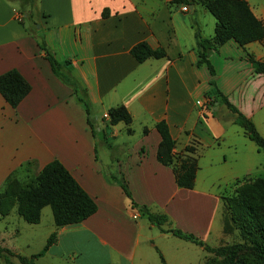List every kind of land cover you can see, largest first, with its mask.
Returning a JSON list of instances; mask_svg holds the SVG:
<instances>
[{
    "label": "crops",
    "instance_id": "obj_1",
    "mask_svg": "<svg viewBox=\"0 0 264 264\" xmlns=\"http://www.w3.org/2000/svg\"><path fill=\"white\" fill-rule=\"evenodd\" d=\"M246 1L264 24V4ZM15 2L0 0V74L17 69L31 90L16 108L0 95V188L25 164L36 174L57 159L97 206L77 224L56 227L52 216L39 249L22 256L40 251L55 232L36 264H202L208 255L203 246L160 231L139 208L166 214L164 227L216 247L226 237L222 187L264 172V152L234 123L226 105L206 101L214 89L208 68L196 64L195 33L212 37L214 17L204 23L201 16L209 11L190 1L36 0L33 17L20 21ZM40 35L83 91L76 93L52 73ZM143 41L163 48L166 56L138 62L130 49ZM247 55L264 61V42L242 47L230 39L208 58L217 89L264 137V76L254 72ZM121 105L131 122L112 124L104 114ZM161 120L175 141L174 152L196 148L191 189L178 187L171 167L156 159L155 124ZM13 211L0 216L7 226ZM17 260L11 257L12 264H21Z\"/></svg>",
    "mask_w": 264,
    "mask_h": 264
},
{
    "label": "trees",
    "instance_id": "obj_2",
    "mask_svg": "<svg viewBox=\"0 0 264 264\" xmlns=\"http://www.w3.org/2000/svg\"><path fill=\"white\" fill-rule=\"evenodd\" d=\"M8 1L19 2L16 16H21L20 21L33 17L32 11L37 7L36 0ZM175 1L179 3L190 1L201 4L214 17L215 26L212 37H203L198 30L195 33L196 64L208 68L211 75L209 83L214 89L205 97L210 99L211 106L215 101L225 104L234 116V123L244 129L258 150L264 152V137L258 132L253 121L231 104L227 97L217 89L216 73L208 58L212 51H216L219 46L230 39L242 47L253 41L264 42L262 20L254 15L246 0ZM39 39L38 45L44 51L52 73L63 83L72 86L76 93L79 90L80 92L83 91L79 88L70 71L65 68L67 63L61 65L46 46L41 35ZM130 53L138 62H143L148 58L166 56L163 48L154 49L144 41L132 46ZM247 59L252 64L254 72L264 76V61L256 60L252 55H247ZM30 90V83L17 69H10L0 74V95L10 107L16 108ZM78 99L84 102L86 111H88V103L81 97ZM108 115L112 124L131 122V116L123 105L109 109ZM155 129L160 136L156 159L161 164L171 167L178 187L193 188L198 168L196 148L193 145H186L180 152H174L175 141L170 134L167 123L161 120L155 124ZM20 168L10 173L0 188L1 217L7 215L10 209L15 207L17 214L24 221L36 224L40 221L41 209L49 206L55 226L62 227L80 223L96 212L95 201L59 160L54 159L48 162L30 181L26 182L16 177ZM240 181H243L242 184L237 186L232 194L221 195L224 205L223 231L226 234L237 231L240 237L238 242L211 247L192 233L184 232L178 228L164 227L168 224L169 219L166 214L151 212L146 206H141L139 209L148 221L158 227L160 231L171 233L178 238L203 246L204 250L211 256H206L202 264H264V178L246 177L231 184L234 185ZM122 188L127 197L130 198L126 187L122 185ZM55 239L56 234L53 232L47 238L43 248L30 257L14 254L8 248L0 246V260H3L5 264H12L10 257L15 256L21 264H36L35 259L43 255Z\"/></svg>",
    "mask_w": 264,
    "mask_h": 264
},
{
    "label": "rangeland",
    "instance_id": "obj_3",
    "mask_svg": "<svg viewBox=\"0 0 264 264\" xmlns=\"http://www.w3.org/2000/svg\"><path fill=\"white\" fill-rule=\"evenodd\" d=\"M252 3L256 4L257 6H262L264 4V0H251ZM15 5L19 8V2H15ZM207 12V11H206ZM207 17L214 21L212 15L210 13H205V15H202L201 18L204 20V23H206ZM24 20V19H23ZM26 21V20H25ZM33 22V21H32ZM28 24V22H26ZM32 25V24H31ZM30 25V26H31ZM33 29L34 26H32ZM207 33V32H205ZM100 115V114H98ZM254 174L260 175L264 177V172H255ZM35 176V173L32 172L30 165H24L23 168H20L16 177L20 179L23 182L30 181ZM243 181H240L237 184H229L227 186L222 187L221 194L222 195H230L234 192L235 188L242 184ZM223 203V200H222ZM223 214V212H222ZM220 218V216H218ZM11 225H6L3 221L0 220V246L4 247H14L16 248V251H19V253L22 255V253L29 254L31 252H35L39 249L40 245L43 243V237L46 232L49 231L50 226H52V213L49 206H46L43 208V212L41 215V223L40 225H33L30 223H27L24 221L16 211H13V214H11L8 218ZM221 225V220L219 221ZM26 226V228H23L25 230H21V234L14 235V232H16L15 228L20 229L21 227ZM6 227H8L6 229ZM35 229L36 231L34 234H29L30 229ZM226 237L219 242L218 245H222L225 243H234L240 241L239 234L237 231H234L233 233H227L225 235ZM28 243V246L26 245ZM6 248V247H4ZM9 249V248H8ZM10 250V249H9ZM211 256V254L206 255ZM87 257V256H86ZM11 259V257H10ZM88 259V258H87ZM89 260V259H88ZM205 260V259H204ZM18 261V260H17ZM2 264H5L3 260H1Z\"/></svg>",
    "mask_w": 264,
    "mask_h": 264
},
{
    "label": "built area",
    "instance_id": "obj_4",
    "mask_svg": "<svg viewBox=\"0 0 264 264\" xmlns=\"http://www.w3.org/2000/svg\"><path fill=\"white\" fill-rule=\"evenodd\" d=\"M181 9H182L183 11H186V10H187V6H183ZM16 18H17L18 20H20V19H21V16H20V15H17ZM206 101H210V99L207 98ZM107 116H109V115H108V114H104V117H107Z\"/></svg>",
    "mask_w": 264,
    "mask_h": 264
}]
</instances>
